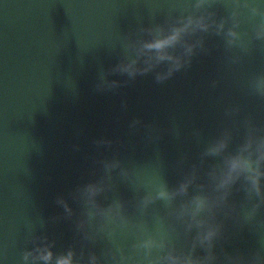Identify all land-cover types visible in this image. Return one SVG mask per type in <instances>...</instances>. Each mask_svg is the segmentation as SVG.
<instances>
[{
	"label": "water",
	"instance_id": "1",
	"mask_svg": "<svg viewBox=\"0 0 264 264\" xmlns=\"http://www.w3.org/2000/svg\"><path fill=\"white\" fill-rule=\"evenodd\" d=\"M61 260L264 264V0H0V264Z\"/></svg>",
	"mask_w": 264,
	"mask_h": 264
},
{
	"label": "clouds",
	"instance_id": "2",
	"mask_svg": "<svg viewBox=\"0 0 264 264\" xmlns=\"http://www.w3.org/2000/svg\"><path fill=\"white\" fill-rule=\"evenodd\" d=\"M193 23L192 19L189 18L188 24L184 25L183 27L180 28H175L172 32V34L168 37H166L165 39H158L155 40L153 42H150L148 44L145 45L146 48L150 49V50H156L159 51L167 46H170L171 44H173L177 39H179V37L181 36V34L186 31V29L188 28L189 25H191ZM197 25L199 27L202 28H206L207 25H205L202 20L197 21L196 22ZM230 35L235 36L236 34L234 32H230ZM177 67H179V64L177 63L176 65ZM258 190V189H257ZM160 195H166L165 192H161ZM215 235V230L214 229H210L207 234L204 236L205 240H211V238ZM27 259V256L25 257ZM46 258V257H44ZM60 264H68V262L66 260H61ZM186 264H192L191 261H187Z\"/></svg>",
	"mask_w": 264,
	"mask_h": 264
}]
</instances>
